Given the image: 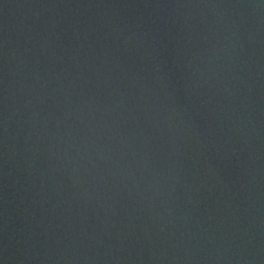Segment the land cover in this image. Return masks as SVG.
<instances>
[{"label":"water","instance_id":"1","mask_svg":"<svg viewBox=\"0 0 264 264\" xmlns=\"http://www.w3.org/2000/svg\"><path fill=\"white\" fill-rule=\"evenodd\" d=\"M0 264H264V0H0Z\"/></svg>","mask_w":264,"mask_h":264}]
</instances>
